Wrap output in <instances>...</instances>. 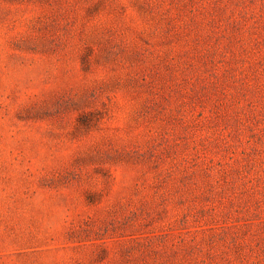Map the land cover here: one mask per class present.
Wrapping results in <instances>:
<instances>
[{
	"label": "rangeland",
	"instance_id": "obj_1",
	"mask_svg": "<svg viewBox=\"0 0 264 264\" xmlns=\"http://www.w3.org/2000/svg\"><path fill=\"white\" fill-rule=\"evenodd\" d=\"M0 264H264V0H0Z\"/></svg>",
	"mask_w": 264,
	"mask_h": 264
}]
</instances>
